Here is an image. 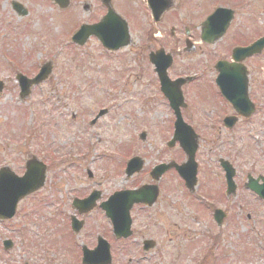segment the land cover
I'll list each match as a JSON object with an SVG mask.
<instances>
[{
  "label": "flooded vegetation",
  "instance_id": "af4514ba",
  "mask_svg": "<svg viewBox=\"0 0 264 264\" xmlns=\"http://www.w3.org/2000/svg\"><path fill=\"white\" fill-rule=\"evenodd\" d=\"M233 22L225 33L226 41L219 45L200 41L198 23L174 20L161 27L160 34H168L166 44L161 40L163 46L160 47L169 49L168 52L176 59L175 71L168 70L172 79L190 78L181 87L183 92L197 96L198 91L203 90L207 98L221 105L220 109H216V105H185L179 109L182 120L194 128L201 141L197 151L201 165L198 166L196 184L191 191L175 168H166L167 164L184 161V152L178 142H171L176 118L171 108H163L166 114L164 122H168L169 127H165V135H160L158 149L147 150V134L125 135L128 138L125 142L127 147L123 146L127 148L126 151L119 150L114 140H108L114 154L129 155L120 169L114 167L108 176L95 177L93 173L87 175L88 181L78 184L80 166L86 156L93 154L95 158L110 159L114 155L108 149H99L101 135L83 133L69 145L73 156L69 157L66 169L73 172L70 175L71 172L67 171L65 194L61 196L62 207L58 213L66 217L65 223L71 235L88 239V249L106 244L110 253L116 256L117 252L127 254L130 251L133 253L135 248L142 250L146 247L144 242L151 241L148 243L154 244V247L149 251H157L165 243V237L180 227L178 218L185 219L181 210L185 206L194 211L190 221L204 220L209 242L215 243L223 237L232 248L233 260L227 264H258L257 259L261 260L264 254V199L249 187L264 188V48L247 57L234 53V49L250 45L255 39L263 37L264 33L241 31V28H235L237 24ZM187 42L194 46H188ZM187 47L193 52H186ZM146 49L148 55L158 47L147 45ZM7 52L17 67L13 69L5 65V71L11 74L4 78V90L10 89L16 93L19 90L15 80L16 71L30 78L37 72L38 65L33 64L31 58L23 59L12 46ZM201 54L206 58L205 65L199 61ZM181 57L186 61L182 62ZM218 62H223L228 90L225 98L216 84ZM203 67L206 68L204 73H199ZM10 79L13 82H9ZM74 106L75 110L69 118L76 121L83 117L85 111L83 105ZM47 109L51 110L52 106ZM64 116L65 113H62ZM81 127L86 129L84 121ZM204 157L207 158L205 166L202 165ZM132 158H139L140 163L135 166L137 172L127 176L125 165ZM132 195L142 196L147 203L133 204L128 211L129 228L125 229V232H130L127 237L118 236L106 214L115 217L117 214L124 215ZM90 196L95 197L96 207L92 211L81 213L73 206L74 199L82 200ZM216 209L222 212L218 219L214 217ZM71 217L83 222L78 234L72 231ZM198 235L188 238L184 234L186 250L197 247V242L193 243V240ZM100 240L106 242L102 245ZM74 247L78 246L74 244ZM126 262L129 264L130 259Z\"/></svg>",
  "mask_w": 264,
  "mask_h": 264
},
{
  "label": "rangeland",
  "instance_id": "374dc122",
  "mask_svg": "<svg viewBox=\"0 0 264 264\" xmlns=\"http://www.w3.org/2000/svg\"><path fill=\"white\" fill-rule=\"evenodd\" d=\"M10 1L0 0V34L10 33L7 39L15 42L23 56L25 52H32V61L45 60L51 49H54L56 59L54 73L37 89V93L33 95L32 105H36V111L41 109L49 120L54 113L57 118H53L55 120L53 126H51V122L46 123L44 133H42L45 139L37 143L32 142L26 138L27 135L24 136L22 133L24 128L33 127V120L27 114L24 117V113H19L18 110H16L17 113L15 112L12 107L17 104L8 94L1 95L0 135L5 138L0 137V166L8 164L16 172H20L23 167L21 155L24 156L25 153L29 155L30 152L35 151L34 149L44 146L46 149L53 150L54 155L58 156L68 150L69 145L73 144L79 138L78 135L83 133L113 134L115 143L121 144L118 149L126 151L127 148H123L128 145L125 143L128 140L125 135L139 133V129H142L147 135L149 134L148 141L145 143L147 150L158 149V137L166 134V128L160 127L162 126L161 121L166 119V114L156 106L164 105V99L157 90H154L156 86H153L152 78L146 75L148 65L144 60L146 46L159 47L162 41L166 44L168 33L166 36L160 34L163 36L162 41L159 38L154 40L149 36L145 28L147 24L146 0L113 1L115 9L128 18L131 29L134 30L130 33L131 44L122 51L127 55L120 52L106 55L96 39L88 40L83 46H77L71 42V33L78 28L79 24L93 23L101 18L102 10L100 11L98 7V0H80V3L73 5L76 9L71 7V3V8L63 11H56L52 6L49 7V4L41 1L25 0L31 7L30 15L28 18H24L30 22L29 26L32 28L28 31L30 35L26 34L27 36H23L17 31L19 26L15 22L19 17L11 11ZM180 1L181 9L176 12H168L165 22L176 21L180 13L188 14L190 22H201L218 5L231 2L230 4L237 5V9L244 2L243 0ZM84 3L95 7V12H92V9L83 12L81 6ZM248 3L245 9L246 15L256 16L259 24L264 27V0H248ZM185 8H187V12L184 11ZM43 13L45 14L42 15ZM42 25L44 32L41 29ZM48 34L52 38L45 44L44 41L47 39L45 36ZM143 41L144 43H142ZM168 50L166 49V51ZM184 61L186 60L182 58V62ZM3 76L4 73L0 71V78ZM200 103L216 105V109L221 107L212 98ZM63 105L68 106L63 107ZM74 105H83L85 111L83 117L76 121V124L80 122L78 131L75 130L77 129L76 124H67V120L75 110ZM49 106H52L51 110L47 109ZM106 106L114 112V121L108 124L104 117L98 125L90 127L89 118L92 113L96 112L98 108ZM142 111H144L143 121L146 122L144 124L141 120ZM130 112L136 118L133 123L130 122ZM62 113H65L64 117H62ZM58 114L61 118L58 117ZM82 121L85 123V130L81 128ZM156 124L158 125L156 126ZM22 127L23 131L20 132ZM108 139L110 138L108 137ZM105 144L102 143L100 146ZM108 150L114 154L112 147H109ZM203 152H206V147ZM116 155L113 156L114 163H104L102 168L118 166L120 169L129 156ZM79 181H85L83 171L80 172ZM48 186L49 181L47 182L46 179L43 192L36 193L22 201L19 205L20 212L17 210L13 219L7 223L0 221V264H80L77 248L74 247L75 241L68 227L65 226V216L61 217V213L60 216H56L58 211H55L56 214L53 213L55 203L48 195ZM181 210L185 219L178 218L180 227L172 230L170 236L165 237V243L161 242L162 245L155 253L142 255L144 258L139 260V264H197L196 262H200L201 259L209 257L201 255L202 249L184 250L186 241L183 235L187 234L189 238L199 234L193 242H201L205 228L199 227L195 221L189 222L190 216L193 215L190 209L182 206ZM172 213L175 212L172 211ZM5 239H10L13 244L12 248L6 251L3 250L2 245ZM159 239L163 240L164 237H159ZM178 246L183 249H179ZM139 256L140 252L138 253L137 250L135 253L131 251L127 255L117 252L116 264H122V257L133 259ZM194 258H198L197 261H193ZM214 258L218 259V257ZM218 261L219 264H225V258H221V254ZM203 262H207V259ZM257 262L264 264V258L257 259ZM130 264H136V262L133 261Z\"/></svg>",
  "mask_w": 264,
  "mask_h": 264
},
{
  "label": "water",
  "instance_id": "95a60500",
  "mask_svg": "<svg viewBox=\"0 0 264 264\" xmlns=\"http://www.w3.org/2000/svg\"><path fill=\"white\" fill-rule=\"evenodd\" d=\"M106 26H107V19L102 21L100 24L92 26V28L82 27L81 30L78 32V34L75 36L74 40L78 41V43H83L84 40L88 36L87 32H90V33L97 34L104 44L108 46H112L113 45L112 41L114 40L116 35L113 36V33H112V37H111L105 34V31H103V29ZM125 35L126 34L124 33L121 36V39H123ZM76 38H80V39H76ZM123 43L124 42L120 43V45ZM160 75L162 76V74ZM163 83H164V80H163ZM169 97H170L171 103L174 104L177 102V99L174 97L173 93ZM8 174L9 173L5 171L0 173V217H10L13 214L14 207L18 199L21 198L27 192H29L27 190L28 185L34 184L37 182L40 185L43 179V175L42 177L39 176V178L37 179L35 173H29L27 176H25L23 180L12 178V176H9ZM91 254H94V253L91 252ZM94 259L95 257H93V259L89 257L88 260L93 261Z\"/></svg>",
  "mask_w": 264,
  "mask_h": 264
}]
</instances>
